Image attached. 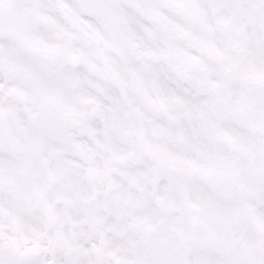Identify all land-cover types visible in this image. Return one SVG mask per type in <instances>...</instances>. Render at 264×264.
I'll return each mask as SVG.
<instances>
[{"label": "snow or ice", "instance_id": "1", "mask_svg": "<svg viewBox=\"0 0 264 264\" xmlns=\"http://www.w3.org/2000/svg\"><path fill=\"white\" fill-rule=\"evenodd\" d=\"M0 264H264V0H0Z\"/></svg>", "mask_w": 264, "mask_h": 264}]
</instances>
